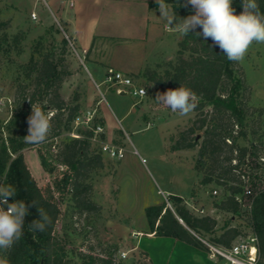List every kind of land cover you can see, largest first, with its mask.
Instances as JSON below:
<instances>
[{
    "label": "trees",
    "instance_id": "1",
    "mask_svg": "<svg viewBox=\"0 0 264 264\" xmlns=\"http://www.w3.org/2000/svg\"><path fill=\"white\" fill-rule=\"evenodd\" d=\"M165 2L183 17L194 14L191 5L184 6L187 0ZM257 3L264 14V0ZM232 7L236 14L243 10L241 0H233ZM6 25V22L0 23V51L5 55L10 51L21 55L26 34L18 31L10 35ZM199 31L197 28L196 32ZM177 43L174 59L145 66L134 76L156 84L164 92L182 84L197 94L199 103L194 118L177 135L170 136V150L198 147L194 167L199 184L223 189V196L213 205L217 210L242 214L250 200L244 186L247 182L251 185L252 205L247 211L252 232L258 238V263L264 264V124L261 123L264 109L249 105L251 87L241 66L228 60L211 39L205 40L192 32L181 34ZM61 44L58 51L45 35L36 39L29 60L19 64L21 80L17 83L13 112L6 121L0 120V184L15 187L16 196L10 202L14 199L29 204L36 201L37 207H42L51 217L44 231L30 230V223L39 216L35 207L29 208L22 237L10 250L0 252L10 264L71 262L56 231L61 213L59 203L51 188L45 192L38 185L24 159L25 148L38 146V157L45 171L52 173L62 167L63 176L55 180L54 187L60 195H69V213L78 230L83 219L90 225L91 216H101V205L92 198V179L93 174L104 167L102 151L94 140L96 136L105 140V132L95 136L94 131L98 125L104 127L105 119L94 115L90 124L78 127L75 135L63 139L57 150L46 143L64 132H71L82 112L78 91H74L69 100L61 95L62 83L71 73L66 58L67 39L63 38ZM32 105L51 116V130L40 144L24 140ZM240 139L246 143H241ZM169 200L172 207L164 201L146 207L149 230L155 235L174 237L208 251L202 239L230 247L239 235L245 234L239 226L226 223L213 235L218 225L214 216L194 214L181 196L169 195ZM117 250L118 245L112 244L100 253L89 249V253H81L80 257L85 264H147L142 258L135 262L118 260Z\"/></svg>",
    "mask_w": 264,
    "mask_h": 264
},
{
    "label": "rangeland",
    "instance_id": "2",
    "mask_svg": "<svg viewBox=\"0 0 264 264\" xmlns=\"http://www.w3.org/2000/svg\"><path fill=\"white\" fill-rule=\"evenodd\" d=\"M44 10L51 13L44 0H0V23H7L6 31L10 35L18 31H24L26 34L22 42L24 52L21 55H17L15 51L5 55L3 51H0V120L6 121L13 112L17 83L21 80L19 64L29 60L36 39L40 35H45L46 40L52 41L59 51L62 39L66 38L68 41L66 58L71 73L65 78L60 91L66 100L71 98L74 91H78L82 112L73 124L71 132H64L61 136L46 142L51 148L57 150L60 142L68 136L75 135L78 127L90 124L91 121L86 119L89 112L93 116L101 115L94 114V105L82 103L83 94L87 91L86 85L82 84V74L90 76L87 70L84 72L81 50L78 51L56 18L44 19L37 15L36 20L32 19V12L44 14ZM174 13L177 19L185 18L176 11ZM175 23L176 21L173 22V27ZM163 24L166 28V42L168 41L169 44L167 54L174 59L178 48L176 41L182 33L170 27L165 20ZM172 43L173 46L170 49ZM238 64L251 87L249 105L264 109V43L254 42L243 61ZM86 65L91 68L88 62ZM138 82L145 85L148 90V94L141 99L131 94H117L115 89H109L104 83L100 85L101 92L97 89V99L102 98L104 103L115 112L116 121H119L118 124L116 122L112 124L108 116L111 132L106 131L105 140L100 139L99 136H96L94 140L98 149L102 151L104 167L93 174L92 198L101 205L102 209L101 216L89 218L90 225L83 219L79 226L81 229L78 230L69 213V195H60L55 190V180L63 176L62 167L59 168L60 170L49 173L40 164L38 146L23 150L24 159L38 185L45 192L51 188L59 203L61 213L56 231L67 251L66 258L71 260L70 264H85L80 257L81 253H89V249L100 253L102 249L112 244L118 245L115 254L118 260L135 262L142 258L147 264H151L142 249H131L139 235L133 229L147 227L146 207L162 201L172 207L169 195L185 198L187 207L194 214L214 216L218 225L213 235L217 234L226 223L239 226L245 234L252 232L247 211L250 207L246 206L247 208H244L246 211L242 214H231L214 208V202L223 196V189L213 185L199 184V176L194 167L198 147L170 150V136L177 135L181 129L191 124L195 112L186 116L172 112L155 99L158 93L164 91L143 78ZM135 100H139V103L134 105L136 110H130L128 115L122 118L118 107L124 106L128 109ZM261 121L264 124V112ZM198 137L201 140L200 133ZM104 142L121 146L123 156L111 157L104 152L102 150ZM240 142L246 143L243 139H240ZM213 188L217 190L216 194L212 192ZM193 206L203 208L204 211H196ZM159 242V240H149V247L156 250L155 246ZM122 251L127 253L125 258H121ZM207 253L209 254L208 251ZM218 264L224 263L219 261Z\"/></svg>",
    "mask_w": 264,
    "mask_h": 264
},
{
    "label": "crops",
    "instance_id": "3",
    "mask_svg": "<svg viewBox=\"0 0 264 264\" xmlns=\"http://www.w3.org/2000/svg\"><path fill=\"white\" fill-rule=\"evenodd\" d=\"M44 1L51 13L44 10V14H36L39 18H56L78 51L81 50L84 72L87 70L90 76L82 74V84L86 85L87 90L83 94L82 103L94 105V114L98 113L105 119V134L106 131L111 132L108 116L112 124H118L119 120L116 121L113 109L96 96L97 89L101 92L100 85L103 84L107 69L111 67L134 76L145 66L173 59V56L168 57L167 54L169 44L166 42V28L158 5L151 4L155 0ZM172 46L173 43L170 49ZM86 62L91 68H88ZM135 78L139 81L142 77ZM107 87L115 89L117 94H127L118 92L116 87ZM137 103L138 100H135L128 109L118 107L122 118L130 110L135 111L134 105ZM133 231L139 235L131 249H142L151 264L215 263L206 250L174 237L155 235L150 232L148 225ZM149 240L160 241L155 246L156 250L149 247Z\"/></svg>",
    "mask_w": 264,
    "mask_h": 264
},
{
    "label": "clouds",
    "instance_id": "4",
    "mask_svg": "<svg viewBox=\"0 0 264 264\" xmlns=\"http://www.w3.org/2000/svg\"><path fill=\"white\" fill-rule=\"evenodd\" d=\"M233 0H187L184 5H191L194 14L177 19L173 8L165 0H155L160 16L166 23L180 33L187 35L195 32L205 40L211 39L230 61L241 62L251 45L264 43V14L259 10L257 0H241L242 12L236 14L232 7ZM176 21L173 27V22ZM199 28L200 31L196 32ZM156 101L171 109L180 116L193 112L199 103V97L190 88L180 85L158 93ZM28 134L26 143H43L51 130V116L41 108L32 105V113L28 117ZM16 189L11 184H0V252H7L23 235L25 217L29 208L35 207L39 219L30 223V230L44 231L51 223V217L37 202L30 204L23 200H13ZM0 264H10L5 255H0Z\"/></svg>",
    "mask_w": 264,
    "mask_h": 264
},
{
    "label": "built area",
    "instance_id": "5",
    "mask_svg": "<svg viewBox=\"0 0 264 264\" xmlns=\"http://www.w3.org/2000/svg\"><path fill=\"white\" fill-rule=\"evenodd\" d=\"M31 16L32 19H37L36 12H32ZM103 83L107 84V86L116 87L118 92L131 94L138 99H141L148 94L146 86L139 83L137 78L111 67L107 69ZM92 118L93 114L89 112L88 116L86 117L87 121H91ZM103 131L104 127L98 125L94 131L95 136ZM102 150L108 153L111 157L121 158L123 156V148L118 144L104 142L102 145ZM262 160H264V157H262ZM246 181H248V179ZM244 189L245 195L250 199L248 202H246L245 206L251 207V195L253 194V189L248 182L245 184ZM212 192L216 194L217 190L214 189ZM238 199L241 200L239 197ZM9 203L11 202L9 201ZM193 209L199 212L204 211L203 208L199 209L195 206H193ZM202 240L209 247L208 251L210 257L215 259V263L213 264H217L219 261H223L224 264H259L258 238L253 232L239 235L232 242L230 247H224L221 245L212 244L204 239ZM126 255L127 253L125 251L121 252V258H125Z\"/></svg>",
    "mask_w": 264,
    "mask_h": 264
}]
</instances>
